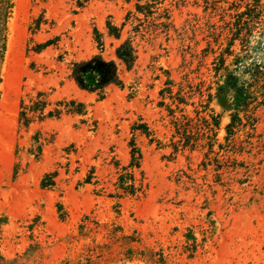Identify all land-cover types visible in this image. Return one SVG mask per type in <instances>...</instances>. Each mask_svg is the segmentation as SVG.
Wrapping results in <instances>:
<instances>
[{"label": "rangeland", "instance_id": "rangeland-1", "mask_svg": "<svg viewBox=\"0 0 264 264\" xmlns=\"http://www.w3.org/2000/svg\"><path fill=\"white\" fill-rule=\"evenodd\" d=\"M260 6L264 0H91L84 8L15 0L0 84V264H264V102L253 127L227 131L228 75L249 77L235 60L264 66V13L255 22L238 13ZM128 14L118 40L108 24L121 28ZM41 16L46 23L34 33ZM129 36L138 58L131 70L119 64L124 86L80 88L71 63L99 53L119 63L116 48ZM38 90L82 101L88 112L26 130L20 101ZM135 123L148 124L154 138L135 134L147 189L108 197L98 190L113 188L115 159L129 163ZM37 131L54 136L39 159L30 152ZM92 168L96 178L86 184ZM55 170L56 185L44 187Z\"/></svg>", "mask_w": 264, "mask_h": 264}, {"label": "trees", "instance_id": "trees-1", "mask_svg": "<svg viewBox=\"0 0 264 264\" xmlns=\"http://www.w3.org/2000/svg\"><path fill=\"white\" fill-rule=\"evenodd\" d=\"M15 0H0V84L2 81V65L5 59L7 49V32L8 22L12 16ZM91 0H76V5L79 8H84ZM264 9H260L252 13L242 11L238 16L246 18L248 21L260 20L263 16ZM130 14L126 17V21L121 28L108 24L109 33L114 38L120 40L122 38V30L129 21ZM43 16L36 19L30 29L35 33L40 30L42 24L46 23ZM254 26V25H253ZM238 30L240 28L238 27ZM97 31V30H96ZM248 32V29H247ZM245 32V33H247ZM98 42L101 49L104 48L101 34L97 31ZM248 35V33L246 34ZM134 38L129 36L116 48L115 54L119 61L106 60L101 53L95 54L90 58L74 61L70 66V75L77 85L90 92H98L105 94L110 85L124 86L123 80L119 74V64L125 66L127 70H131L138 58V49L135 45ZM53 41L47 40L44 43H38L34 46L33 51L36 53L42 52L49 47ZM235 61L238 64L239 70L246 73L249 77L247 80L241 81L236 73L228 75L227 83L233 92V109L231 122L227 125L229 135H233L237 127H246L247 123L253 127L257 118L254 115L259 104L264 102V66L252 61L247 63L237 58ZM244 66V67H242ZM244 68V71H243ZM1 97V90H0ZM87 105L75 98L52 99V92L46 90H38L34 94H26L20 101L18 114L19 125L26 130L35 123H42L46 120L61 119L64 116L87 114ZM212 120L218 124L217 116H212ZM210 122V121H207ZM137 131L149 137L150 141H154L152 131L146 123H135L132 126L133 137L129 142L131 148V159L127 165L121 164L115 159L113 162L116 170L115 181L112 182L113 188L107 191L106 186H102L98 191L106 194L108 197L120 199L127 196H139L144 194L147 189L145 173L141 167L142 152L138 147L135 134ZM54 142V136H48L41 131H37L32 136V146L30 152L35 154L36 159L43 155L44 147ZM212 149V148H211ZM59 172L57 170L46 174L42 180L44 187H53L56 185V177ZM96 178L95 170L92 168L89 174L84 179V183L92 184ZM99 183V181L95 182Z\"/></svg>", "mask_w": 264, "mask_h": 264}]
</instances>
